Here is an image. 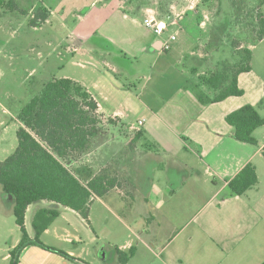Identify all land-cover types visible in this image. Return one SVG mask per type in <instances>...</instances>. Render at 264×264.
Segmentation results:
<instances>
[{
	"label": "crops",
	"instance_id": "crops-1",
	"mask_svg": "<svg viewBox=\"0 0 264 264\" xmlns=\"http://www.w3.org/2000/svg\"><path fill=\"white\" fill-rule=\"evenodd\" d=\"M189 10L181 15L178 27L165 30L176 36L177 55L170 53L174 41L169 50L164 49L170 41L162 39L165 32L157 33L143 14L126 10L122 1L92 32L77 34V62L90 77L85 73L72 80L92 95L104 120L115 121L108 127L106 142L95 152L110 177L118 183L120 178L128 182L125 186L131 187L133 198L128 207L138 206L140 217L137 224H118L120 234L110 224L100 231L91 223L55 224L69 212L81 217L61 208L60 217L42 234L41 241L70 258L30 245L22 251L19 264H94L88 260L87 245L99 240L102 233L116 264V249L135 250L128 264L137 257L139 264L264 263V137H260L264 127L254 133L258 146L238 142L231 137L226 117L244 106L240 97L205 106L185 89L189 72L203 63L198 47L205 24L196 9ZM181 31L196 42L195 47L185 51L177 44ZM192 57L200 62H189ZM151 59L161 62L160 70L171 71L182 83L169 94H152L147 101L143 97L157 65L140 62ZM251 73L239 77L244 93L245 76ZM140 121H144L142 136L134 140L137 133L130 131L131 126ZM250 163L256 167L258 185L243 196L232 195L229 182ZM4 199L13 214L12 199L0 189V205ZM35 206L32 221L38 210L50 204ZM32 207L26 214V229L34 238L33 224H27ZM20 241L21 237L13 241L3 261L9 260V252ZM104 249H97L96 254ZM142 251L158 252V261L150 255L142 257Z\"/></svg>",
	"mask_w": 264,
	"mask_h": 264
},
{
	"label": "rangeland",
	"instance_id": "rangeland-1",
	"mask_svg": "<svg viewBox=\"0 0 264 264\" xmlns=\"http://www.w3.org/2000/svg\"><path fill=\"white\" fill-rule=\"evenodd\" d=\"M16 1L24 14L0 8V162L5 161L16 151L17 132L21 127L19 115L43 86L52 79L65 77L73 79L87 74L81 70L77 62L76 49L79 48L75 46L78 43L77 34L92 32L101 25L100 21H103L107 14H111L118 7L120 1L131 13L143 14L146 23L155 19L158 23L167 24L168 28L179 26L180 19L177 25L172 26L173 21L177 19L176 14L184 16L190 11L189 9H196L199 12L198 17L205 24L201 37L202 46L198 47L203 63L195 65L194 69L197 73L192 78L196 81L199 77H207L210 72L222 65L232 68L240 61L239 52L242 49H252L253 70L251 75L245 76V93L238 100L239 103H244V106L256 107L264 118V39L254 45L258 28L257 16L259 12L264 15L262 0H211L206 4L202 0ZM38 8H42L49 18L40 27H33L30 20ZM179 34L180 40L177 44H182L185 51L196 46V42H191L184 32L181 31ZM170 36V32H165L161 37L167 41L170 40ZM89 40L93 44L91 38ZM173 44L175 41L171 44L173 51L171 50L170 53L177 55V47L175 48ZM192 61L199 60L197 57H192L189 62ZM140 63L147 65L154 62L151 59ZM155 65L157 66L151 74L148 91L143 97L147 101H151L152 94L165 95L166 92L169 94L182 83V80L171 71L160 70L161 62H155ZM87 75L90 77L89 74ZM107 120L105 119L104 124H107ZM106 128L108 131L107 125ZM261 130L262 138L264 128ZM99 144L103 143H94L90 153L83 155L81 161L74 165L72 170L76 171L79 166L85 165L91 166L93 172L108 169L106 164H100L95 152ZM82 179L85 181V177ZM120 179L119 189H113L104 198H100L102 203L96 199L92 202L90 222L86 223L81 217L69 212L59 218L55 224L91 223L96 225L97 231H100L105 224H110L120 234L121 229L118 224H137L140 217V213L137 212L138 206L128 207V204L133 202L130 196L131 187L125 186V183H128L125 178ZM3 202L4 205L2 203L0 205V264H9V260L3 261V259L8 254L13 241L21 237V232L16 225L14 215L7 210L9 201L4 199ZM40 204L43 203L38 205ZM35 205L28 213L27 224L32 222ZM140 212L143 213V210L140 209ZM108 243L103 233L100 234L99 240L89 243L88 260L93 261L94 264H116L114 255L108 249ZM102 247L105 249L96 254V250ZM156 253L158 252L149 254L143 252L141 256L148 258L150 255L152 260L158 261ZM138 258L133 264H139Z\"/></svg>",
	"mask_w": 264,
	"mask_h": 264
},
{
	"label": "trees",
	"instance_id": "trees-1",
	"mask_svg": "<svg viewBox=\"0 0 264 264\" xmlns=\"http://www.w3.org/2000/svg\"><path fill=\"white\" fill-rule=\"evenodd\" d=\"M210 1L202 0L204 4ZM0 8L25 13L16 0H0ZM48 18V14L38 8L30 24L40 27ZM257 23L254 45L264 39V15L260 12ZM239 58L240 61L232 68L222 65L197 81L192 79L197 73L193 69L189 72L190 80L185 89L192 91L205 106L230 97H242L244 91L239 87V77L252 71V49H242ZM98 111V103L87 89L70 78L47 82L21 111L17 149L0 162V189L13 201V215L21 232L20 243L9 252V264H19L22 251L30 245L70 258L66 253L42 243V234L60 217L61 208L71 209L89 222L92 202L96 198H104L120 185L109 176L108 169L93 172L91 166L85 165L72 170L83 155L90 153L94 143L106 142V125L115 124L112 119L104 124L105 120ZM226 122L232 127L234 140L258 146L254 133L264 127V118L256 107L246 105L228 114ZM141 136L142 132H137L134 140ZM258 183L256 167L250 163L229 182L228 187L232 195L243 196ZM43 202L50 206L35 213L32 221L34 238H31L26 229V214L30 206ZM115 254L119 264H128L135 250L123 252L116 249Z\"/></svg>",
	"mask_w": 264,
	"mask_h": 264
},
{
	"label": "built area",
	"instance_id": "built-area-1",
	"mask_svg": "<svg viewBox=\"0 0 264 264\" xmlns=\"http://www.w3.org/2000/svg\"><path fill=\"white\" fill-rule=\"evenodd\" d=\"M176 18L177 19H175L173 21L172 26L173 25H177L178 19L181 18V14L180 15L179 14H176ZM148 23H149L150 27L154 28L156 30V32L159 33V34H163L165 32V30L168 29L167 24H165L163 22L158 23V22L155 21V19L150 20V22H148ZM175 40H176V36L175 35L171 36L170 41L165 44L164 49L165 50H169L170 49V43L173 42V41H175ZM143 124H144V121H140L138 123V125L131 126V130L130 131L133 134L139 132L140 129H141V127L143 126Z\"/></svg>",
	"mask_w": 264,
	"mask_h": 264
}]
</instances>
